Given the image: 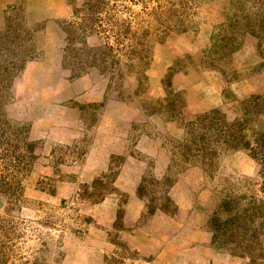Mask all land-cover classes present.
<instances>
[{"label": "rangeland", "instance_id": "1", "mask_svg": "<svg viewBox=\"0 0 264 264\" xmlns=\"http://www.w3.org/2000/svg\"><path fill=\"white\" fill-rule=\"evenodd\" d=\"M65 1L0 11V264H264V0Z\"/></svg>", "mask_w": 264, "mask_h": 264}, {"label": "crops", "instance_id": "2", "mask_svg": "<svg viewBox=\"0 0 264 264\" xmlns=\"http://www.w3.org/2000/svg\"><path fill=\"white\" fill-rule=\"evenodd\" d=\"M79 1H83V0H79ZM13 2V0H0V11L4 8L5 5L9 4ZM47 5H45L46 9H52V14L51 16H53L54 19H61V18H65L68 16L69 11L72 9L69 4L67 3V1L65 0H53V5L48 6V1L46 0ZM56 39V48L54 49L55 52V56H58L59 54L62 53V47H63V35L59 34V36L57 35ZM58 70V67H57ZM98 89H95L96 95L93 98H89V99H83L81 100L83 103H87V104H99L102 103L103 105H105L104 101H105V93L107 92L108 89V84H101L97 86ZM124 106V102L120 99L117 101L111 100L109 101V103L107 104V107H105V111L101 113V119H103V126L102 129H107L110 130L111 129V125H110V121H112V115L115 114L113 113V109L115 110L116 114L117 111L121 112L122 108ZM115 126V125H114ZM112 125V127H114ZM117 129V128H115ZM120 135L116 134V136H113V134H111V136H108L107 139L109 140V144H112L113 142L116 143L118 146L120 144L119 141ZM92 166V168H90V170L85 173L81 179H78V182L80 183H87L90 181L95 180L96 177H98L99 175H101L104 171H105V166L106 163H98V162H90ZM78 170V171H77ZM75 174H79L80 175V168H76V170L74 171ZM135 200V199H134ZM115 200L113 198H107L105 200H103L101 205H97L94 206V210L97 211L98 216L100 217V220L106 221V222H113L114 216H115V211H116V206H115ZM135 204L133 207H130L131 210H136V214L138 215V212L140 210V208L138 209V199L135 200ZM138 218V217H137ZM105 223V222H104ZM94 231H96L97 234H101V229L99 228H94ZM142 233V229L138 230L135 232V237L131 236L133 239L137 240L140 235ZM128 234V232H127ZM143 235V233H142ZM96 242L100 243V239L96 238L95 239ZM146 240V238H145ZM101 244V243H100ZM101 247V246H99Z\"/></svg>", "mask_w": 264, "mask_h": 264}]
</instances>
